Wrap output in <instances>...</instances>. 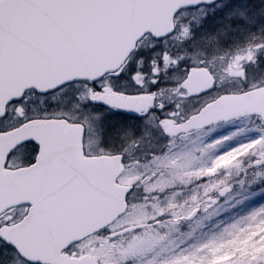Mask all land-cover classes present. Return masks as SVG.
<instances>
[{
    "label": "snow or ice",
    "instance_id": "6c2138e0",
    "mask_svg": "<svg viewBox=\"0 0 264 264\" xmlns=\"http://www.w3.org/2000/svg\"><path fill=\"white\" fill-rule=\"evenodd\" d=\"M239 4L0 0V264H76L82 240L64 243L65 227L121 192V217L152 216L151 227L125 234L136 239L124 242L131 259L121 264L137 257L144 264H264V203L231 223L221 219L249 199L246 190H264V77L250 80L245 68L264 58V9L249 21L237 15ZM241 34L249 58L225 71L241 81L234 92L222 87L216 62ZM201 77L210 86L193 91ZM253 99L255 110H237ZM222 124L233 127L191 140ZM14 133L24 139L9 148L4 138ZM149 135L159 147L134 161L132 150ZM232 155L236 176L220 163ZM153 171L155 183L136 196L143 186L135 177ZM126 177L134 182L123 191L117 184ZM153 196L159 199L146 204ZM204 220L219 234L192 243L193 229L189 242L168 247L174 233ZM111 232L105 225L95 235Z\"/></svg>",
    "mask_w": 264,
    "mask_h": 264
},
{
    "label": "rangeland",
    "instance_id": "374dc122",
    "mask_svg": "<svg viewBox=\"0 0 264 264\" xmlns=\"http://www.w3.org/2000/svg\"><path fill=\"white\" fill-rule=\"evenodd\" d=\"M248 2H251L253 4L248 5L249 8L253 11V13H250V11L245 16L248 17L249 21L254 20L255 17L257 19L260 17L262 13V9H264V0H259L256 2V0H247ZM245 0H240L239 4V11L237 15L239 16L240 13H243V9H245L244 6H240L242 4H246ZM252 6V7H251ZM214 13H210V18L214 17ZM258 23V20L256 21ZM247 40L244 34H241V36L236 37L235 44H233L230 48L224 50V55L227 57L225 60L220 61L218 60L216 62V71L219 74L221 81H222V87L228 88L235 91H238L241 88V81L238 79H232L225 75L226 67H232L240 60H247L249 57H247L246 54L242 52V49L246 45ZM229 60H231V64H229ZM245 68L249 74L250 80L255 76L257 79L260 77H264V58H261L258 62V66H253L250 64H246ZM235 72L239 74H243V70L239 68H235ZM196 104V101H190L188 103V107H194ZM239 124V128L242 130H247L250 125L247 122H237ZM233 125L228 124H222L217 126L214 130H202L198 133H193L191 140L195 142H199L200 138L207 139V135H209V138L219 136L223 133L228 132ZM207 134V135H206ZM241 138H243V132L241 133ZM132 137H125L124 138V144H127L129 140H131ZM159 146L156 143L155 137L149 135L144 137V139L141 141V149L140 150H132L131 155L132 158H144V152L146 150H149L151 148H158ZM199 155V153H197ZM207 157H205V160ZM237 160L236 155H232L227 160H221V165L225 168H232V175L236 176L237 170L232 167ZM149 175V176H148ZM148 175H144L141 173L140 176H136L135 179L140 180V185L138 186L136 196H143L145 189H146V183L148 186L149 181L152 183H155V181H152V176L155 175V172H151ZM225 175H228V172H225ZM123 181L127 183H133L134 179L132 177H126L122 179ZM153 191H156V189H153ZM179 191V189H177ZM174 195V193L169 192L167 194V197H171ZM245 195L249 197V199L240 207L232 210L230 213L225 214L221 219L225 223H231L233 218L238 219L240 215H243L246 213L249 209L253 207L259 206L261 203H264V190H262L260 187H256L254 189L246 190ZM166 197V198H167ZM242 197L237 196V199H241ZM159 199L158 196H153L152 200H147V197H145V203L151 204L156 202ZM152 219L151 215H148L144 221H134L133 219H130V213H126L123 217H121L119 220H117L113 225H111V235L110 236H94L87 240H85L81 245H78V247L82 250V255H91L96 257V259L100 258L101 256H108V264H121L122 259L129 258L130 256H127V253L125 249L123 248L125 241H131L135 240L136 237L132 235L126 236L125 234H131L132 230L134 228L138 227H151V225H147V220ZM223 225H221L222 227ZM193 229H195L193 236L191 237V242H203L208 239H210L214 235H218L220 228L217 227L216 223L209 220H204L201 227H196L195 225H192L191 227H187L181 230V232L174 233L169 238V244L168 247H177L181 243L189 242V232H193ZM119 237L117 240H111V237ZM112 253H116L113 255ZM161 255H164L165 252H161ZM133 264H144V260L142 257H137L133 260Z\"/></svg>",
    "mask_w": 264,
    "mask_h": 264
},
{
    "label": "water",
    "instance_id": "95a60500",
    "mask_svg": "<svg viewBox=\"0 0 264 264\" xmlns=\"http://www.w3.org/2000/svg\"><path fill=\"white\" fill-rule=\"evenodd\" d=\"M218 1V0H217ZM211 78H198L194 79L191 83V89L193 91H199L204 87L210 86ZM259 91V90H258ZM259 101L258 99L250 100L248 104L238 106L237 110L241 111H249L255 110ZM20 139H24L23 134L14 133L12 134V138H4L6 141L7 147H12L14 143L18 142ZM118 164V158H117ZM108 165H111V161H108ZM121 167V171H123L124 167ZM119 175V173H117ZM118 188H122L123 191L127 190L125 185L117 184ZM125 210L123 194L121 192L118 198H113L107 201L103 209L98 212H93L89 214H85L79 217L74 218L64 229L62 239L64 243H68L72 240H83L88 236L95 234L98 229L103 228L105 225H111L116 219L120 217V214ZM96 260L94 258L85 259L84 264H95ZM77 264V263H76Z\"/></svg>",
    "mask_w": 264,
    "mask_h": 264
},
{
    "label": "flooded vegetation",
    "instance_id": "af4514ba",
    "mask_svg": "<svg viewBox=\"0 0 264 264\" xmlns=\"http://www.w3.org/2000/svg\"><path fill=\"white\" fill-rule=\"evenodd\" d=\"M245 1H247V0H245ZM259 0H256V2H258ZM248 2V1H247ZM246 2V4H242V5H240V6H244L245 7V9H243L242 11H243V14H246V13H248L250 10V8H249V6L248 5H250V4H253V3H251V2H248L247 3ZM217 3H222V0L220 1V2H217ZM262 6H264V5H262ZM217 11H219V9H217ZM250 13H253V11L251 10L250 11ZM215 14V13H214ZM38 102V101H37ZM49 101H45V103H48ZM57 103H63V100H62V98L61 99H59L58 101H57ZM137 159H140V160H143V158H137V157H134L133 158V160L135 161V160H137ZM83 243V242H82ZM81 243V244H82ZM80 244V245H81ZM88 256H86V255H81L78 259H76V261L77 262H80V263H83L84 262V259L85 258H87ZM75 259V258H74Z\"/></svg>",
    "mask_w": 264,
    "mask_h": 264
}]
</instances>
